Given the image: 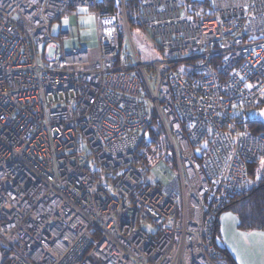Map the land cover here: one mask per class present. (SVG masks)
<instances>
[{
  "label": "built area",
  "instance_id": "obj_1",
  "mask_svg": "<svg viewBox=\"0 0 264 264\" xmlns=\"http://www.w3.org/2000/svg\"><path fill=\"white\" fill-rule=\"evenodd\" d=\"M119 2L0 0V264H230L219 216L264 161V0H141L148 62ZM79 6L98 45L67 50L52 25Z\"/></svg>",
  "mask_w": 264,
  "mask_h": 264
},
{
  "label": "rangeland",
  "instance_id": "obj_2",
  "mask_svg": "<svg viewBox=\"0 0 264 264\" xmlns=\"http://www.w3.org/2000/svg\"><path fill=\"white\" fill-rule=\"evenodd\" d=\"M125 4V0H124ZM115 9H112L116 13H119L121 16V21L123 20V8L120 4L119 0H115L114 2ZM126 12V8H125ZM121 13V14H120ZM127 17V13H126ZM128 19V17H127ZM76 22L77 25V33L74 36L65 39L63 41V45L65 49L69 50L72 48H90L98 45V32H97V20L96 15L94 13V9L87 6H79L73 9L72 13L63 17L57 21H55L52 25V34L55 36L60 35L61 31H70L71 24ZM131 36L133 40V44L143 62H148L152 60L156 54L152 49V44L149 42L148 38L141 32L140 28L133 24V22L129 23ZM121 31L124 32L123 27L121 26ZM123 35V34H122ZM55 44L59 47L61 46V42L56 40ZM127 49H131V44L129 39H126ZM49 57L54 55V50L51 48L47 54ZM251 113L254 114V108H251ZM169 167V164L163 161L157 167H154L149 175V181L162 180L164 182H168L174 173ZM164 172H168L169 175L166 177Z\"/></svg>",
  "mask_w": 264,
  "mask_h": 264
},
{
  "label": "trees",
  "instance_id": "obj_3",
  "mask_svg": "<svg viewBox=\"0 0 264 264\" xmlns=\"http://www.w3.org/2000/svg\"><path fill=\"white\" fill-rule=\"evenodd\" d=\"M141 0H125V8L128 22H133V15L138 9ZM207 1V0H204ZM106 7L115 9V0H103ZM254 132L264 134V125L253 122ZM153 143H156V135L152 136ZM261 163L249 166L250 185L245 194L234 197L225 207L224 211H232L240 221L242 229H262L264 230V168ZM222 212V213H223ZM217 232V231H216ZM221 249L226 254L230 264H237L232 255L225 249Z\"/></svg>",
  "mask_w": 264,
  "mask_h": 264
},
{
  "label": "crops",
  "instance_id": "obj_4",
  "mask_svg": "<svg viewBox=\"0 0 264 264\" xmlns=\"http://www.w3.org/2000/svg\"><path fill=\"white\" fill-rule=\"evenodd\" d=\"M253 108L264 121V93ZM260 166L264 168V161ZM239 224L238 216L232 211L221 213L217 223L216 243L225 248L237 264H264V230L242 229Z\"/></svg>",
  "mask_w": 264,
  "mask_h": 264
},
{
  "label": "water",
  "instance_id": "obj_5",
  "mask_svg": "<svg viewBox=\"0 0 264 264\" xmlns=\"http://www.w3.org/2000/svg\"><path fill=\"white\" fill-rule=\"evenodd\" d=\"M71 29L73 30V32H74L75 34L77 33V25H76V22H73V21H72Z\"/></svg>",
  "mask_w": 264,
  "mask_h": 264
}]
</instances>
